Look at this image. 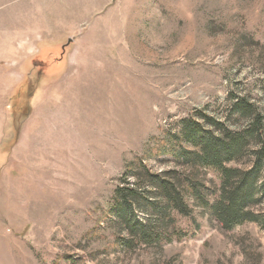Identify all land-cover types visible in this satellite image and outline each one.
I'll use <instances>...</instances> for the list:
<instances>
[{
	"label": "rangeland",
	"instance_id": "obj_1",
	"mask_svg": "<svg viewBox=\"0 0 264 264\" xmlns=\"http://www.w3.org/2000/svg\"><path fill=\"white\" fill-rule=\"evenodd\" d=\"M230 95L264 115V0H0V264H264L260 222L223 232L193 210L181 240L128 249L110 215Z\"/></svg>",
	"mask_w": 264,
	"mask_h": 264
},
{
	"label": "trees",
	"instance_id": "obj_2",
	"mask_svg": "<svg viewBox=\"0 0 264 264\" xmlns=\"http://www.w3.org/2000/svg\"><path fill=\"white\" fill-rule=\"evenodd\" d=\"M227 101L222 121L197 113L180 122L179 134L171 137L177 169L156 174L141 166L132 185L115 191L110 215L126 236L119 238L123 248L181 240L187 233L176 219L191 218L193 210L223 232L245 223L264 227L256 210L264 202V115L245 98L230 95ZM230 120H243L245 126L229 131ZM208 171L218 180L212 188L200 178Z\"/></svg>",
	"mask_w": 264,
	"mask_h": 264
},
{
	"label": "water",
	"instance_id": "obj_3",
	"mask_svg": "<svg viewBox=\"0 0 264 264\" xmlns=\"http://www.w3.org/2000/svg\"><path fill=\"white\" fill-rule=\"evenodd\" d=\"M70 42H71V41L68 40L66 46H68V45L70 44ZM64 49H65V47H63V50H64Z\"/></svg>",
	"mask_w": 264,
	"mask_h": 264
}]
</instances>
